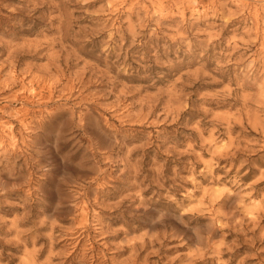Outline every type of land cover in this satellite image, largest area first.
<instances>
[{"label": "rangeland", "instance_id": "1", "mask_svg": "<svg viewBox=\"0 0 264 264\" xmlns=\"http://www.w3.org/2000/svg\"><path fill=\"white\" fill-rule=\"evenodd\" d=\"M0 264H264V0H0Z\"/></svg>", "mask_w": 264, "mask_h": 264}, {"label": "bare ground", "instance_id": "2", "mask_svg": "<svg viewBox=\"0 0 264 264\" xmlns=\"http://www.w3.org/2000/svg\"><path fill=\"white\" fill-rule=\"evenodd\" d=\"M237 1H238V0H237ZM3 84H5V83H3ZM2 86H3V85H2ZM5 88H7V87L5 86ZM5 88H4V89H5ZM28 91H29V90H28ZM32 92H33V91H32ZM5 124H6V123H5ZM6 125H7V124H6ZM4 126H5V125H4ZM9 131H10V130H9Z\"/></svg>", "mask_w": 264, "mask_h": 264}]
</instances>
